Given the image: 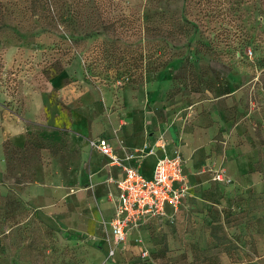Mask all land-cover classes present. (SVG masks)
I'll use <instances>...</instances> for the list:
<instances>
[{
  "label": "rangeland",
  "instance_id": "rangeland-1",
  "mask_svg": "<svg viewBox=\"0 0 264 264\" xmlns=\"http://www.w3.org/2000/svg\"><path fill=\"white\" fill-rule=\"evenodd\" d=\"M46 94L87 108L86 134L51 126ZM120 105L194 179L112 252L92 162ZM0 109L26 137L0 142V264H264V0H0Z\"/></svg>",
  "mask_w": 264,
  "mask_h": 264
},
{
  "label": "built area",
  "instance_id": "built-area-1",
  "mask_svg": "<svg viewBox=\"0 0 264 264\" xmlns=\"http://www.w3.org/2000/svg\"><path fill=\"white\" fill-rule=\"evenodd\" d=\"M96 146L108 158L109 166L118 167L122 172L120 179L109 177L107 180L114 182L117 189L110 220V249L116 252L142 226L151 220L167 217L168 208L170 213L177 212L188 194L190 184L182 155L179 152L173 156L167 155L165 144L158 145L165 153L157 158L151 177L144 176L138 166L129 163L137 155L119 157L108 138L100 137ZM140 153L142 156L153 155L155 151L149 149L147 143ZM138 158L141 159L140 155ZM217 178L222 180V175L218 174Z\"/></svg>",
  "mask_w": 264,
  "mask_h": 264
},
{
  "label": "crops",
  "instance_id": "crops-1",
  "mask_svg": "<svg viewBox=\"0 0 264 264\" xmlns=\"http://www.w3.org/2000/svg\"><path fill=\"white\" fill-rule=\"evenodd\" d=\"M66 75L64 73H60L56 75L52 80L53 87H59L65 82ZM47 100L44 97V107L47 111V121L51 126H60L66 123L71 124V128L73 131L84 135L89 130L88 128V117L91 114L89 110L83 109L81 111L75 112L71 115L68 111H66L62 105L54 102L52 96L50 94H46ZM47 101V102H46ZM94 107L93 109H95ZM121 110L123 107L120 105V110L117 113H114L108 117L107 125L105 127H101L99 129V133L102 135L101 137L108 138L110 140L111 145L116 151V154L125 158L130 150L144 147L145 144H153L150 138L145 135L144 129V118L142 117H133L132 119H128L126 116L121 114ZM125 120V121H124ZM25 126L22 123L15 121L12 118H9L5 111L0 109V142L11 139L16 145L21 146L25 143L26 137L24 135ZM122 141V143L120 142ZM177 151L168 149L166 146V153L169 156H173ZM164 150L160 146L155 147V154L144 157L142 160H138L139 170L140 172L146 176L151 177L153 175V170L157 158L164 155ZM181 154V153H180ZM182 155V154H181ZM103 161H93L92 165L95 169L99 171L100 176H104L106 180L109 177H112L114 180H118L122 177L121 169L118 167H110L109 160L105 157ZM153 158L151 166L146 164L148 158ZM184 159V171L188 177L190 186L192 185V181L194 179L193 174H191V164L190 162L182 155ZM107 185L111 190V194H109V206H110V215L112 217L114 212V198L113 196L116 194L117 189L114 182H108ZM168 212L170 213V209L168 208Z\"/></svg>",
  "mask_w": 264,
  "mask_h": 264
},
{
  "label": "trees",
  "instance_id": "trees-1",
  "mask_svg": "<svg viewBox=\"0 0 264 264\" xmlns=\"http://www.w3.org/2000/svg\"><path fill=\"white\" fill-rule=\"evenodd\" d=\"M47 1V3L48 4H50V3H52L53 2V0H46ZM115 23H117V21H114ZM106 28V25L104 26V29ZM106 52H108V51H105V54H106Z\"/></svg>",
  "mask_w": 264,
  "mask_h": 264
},
{
  "label": "bare ground",
  "instance_id": "bare-ground-1",
  "mask_svg": "<svg viewBox=\"0 0 264 264\" xmlns=\"http://www.w3.org/2000/svg\"><path fill=\"white\" fill-rule=\"evenodd\" d=\"M145 145H146V144H145ZM145 145H144V146H145ZM136 158H138V157H136ZM138 159H139V158H138Z\"/></svg>",
  "mask_w": 264,
  "mask_h": 264
}]
</instances>
